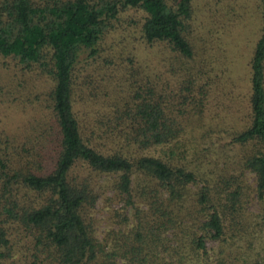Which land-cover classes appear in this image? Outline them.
<instances>
[{
    "label": "trees",
    "instance_id": "16d2710c",
    "mask_svg": "<svg viewBox=\"0 0 264 264\" xmlns=\"http://www.w3.org/2000/svg\"><path fill=\"white\" fill-rule=\"evenodd\" d=\"M194 1L0 0V67L30 78L0 73V264H264V0L232 151L189 160L219 88Z\"/></svg>",
    "mask_w": 264,
    "mask_h": 264
},
{
    "label": "rangeland",
    "instance_id": "374dc122",
    "mask_svg": "<svg viewBox=\"0 0 264 264\" xmlns=\"http://www.w3.org/2000/svg\"><path fill=\"white\" fill-rule=\"evenodd\" d=\"M204 1L206 0H195L193 4L194 10L196 9L199 17V24L202 22L196 33L205 38V45L209 46L207 49L210 55H214V57H209L215 59L212 63L218 75L213 77L219 79V88L207 94V103L202 112L189 114L185 118V122L188 123L187 131L189 130L187 144V159L189 160L199 158L203 153L210 156L219 155L220 151L225 147L223 143L227 138L223 131L218 132L215 127L234 126L241 121L240 116H238L242 111L241 105L237 114H232L228 111L233 108L234 89L246 86L248 62L261 25V15L256 0L230 2L231 6L228 8V15H222L225 9L214 10V5L212 9H209ZM202 2L201 9L200 4ZM222 8L227 7L224 5ZM125 34H129V32H125ZM109 42L110 39L105 40V44ZM131 43L134 44L133 46L136 45V49L133 48V50L136 52L137 58L142 61H144V58H148L153 63H156L159 69L163 68L164 64L167 65L173 55L170 51H161L157 47L144 48L140 39L133 38L130 35L125 37L123 48L125 49V46H129ZM105 44H102V46H106ZM9 67H0V73L2 75L10 74L14 82L22 83L30 79L29 76L26 77L22 74V70L18 68V65H10ZM222 68L223 71H220L219 69ZM164 74L165 78H170L171 76L167 71H164ZM213 100H215L216 104L212 103ZM32 112L33 109L31 108L24 114L20 111L23 116L27 117ZM7 113H10V111H7ZM225 149L227 152L232 151L229 145ZM238 151V147L233 146V155ZM99 205L100 201L96 204L95 215L100 218L105 214V211H100L98 209ZM252 208H255V205H252ZM104 227L105 221L102 218L97 228L98 232Z\"/></svg>",
    "mask_w": 264,
    "mask_h": 264
}]
</instances>
